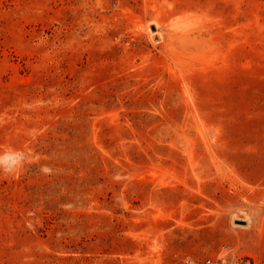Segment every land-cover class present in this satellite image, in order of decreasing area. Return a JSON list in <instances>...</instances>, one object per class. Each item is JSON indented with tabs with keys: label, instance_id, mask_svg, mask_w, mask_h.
Returning <instances> with one entry per match:
<instances>
[{
	"label": "rangeland",
	"instance_id": "rangeland-1",
	"mask_svg": "<svg viewBox=\"0 0 264 264\" xmlns=\"http://www.w3.org/2000/svg\"><path fill=\"white\" fill-rule=\"evenodd\" d=\"M9 149L0 264H264V0H0Z\"/></svg>",
	"mask_w": 264,
	"mask_h": 264
},
{
	"label": "clouds",
	"instance_id": "clouds-1",
	"mask_svg": "<svg viewBox=\"0 0 264 264\" xmlns=\"http://www.w3.org/2000/svg\"><path fill=\"white\" fill-rule=\"evenodd\" d=\"M29 159V153L23 149H9L0 152V173L14 175ZM41 170L49 171L47 166L42 167Z\"/></svg>",
	"mask_w": 264,
	"mask_h": 264
},
{
	"label": "built area",
	"instance_id": "built-area-1",
	"mask_svg": "<svg viewBox=\"0 0 264 264\" xmlns=\"http://www.w3.org/2000/svg\"><path fill=\"white\" fill-rule=\"evenodd\" d=\"M191 263H193L191 261ZM197 264H225L222 258L219 259H206L203 263H197Z\"/></svg>",
	"mask_w": 264,
	"mask_h": 264
},
{
	"label": "water",
	"instance_id": "water-1",
	"mask_svg": "<svg viewBox=\"0 0 264 264\" xmlns=\"http://www.w3.org/2000/svg\"><path fill=\"white\" fill-rule=\"evenodd\" d=\"M235 223L236 224H240V225H246L247 221H245V220H235Z\"/></svg>",
	"mask_w": 264,
	"mask_h": 264
}]
</instances>
